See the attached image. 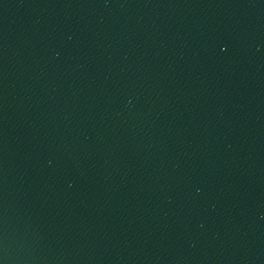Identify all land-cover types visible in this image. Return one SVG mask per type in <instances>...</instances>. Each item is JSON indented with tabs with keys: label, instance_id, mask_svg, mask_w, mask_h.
I'll return each mask as SVG.
<instances>
[{
	"label": "water",
	"instance_id": "1",
	"mask_svg": "<svg viewBox=\"0 0 264 264\" xmlns=\"http://www.w3.org/2000/svg\"><path fill=\"white\" fill-rule=\"evenodd\" d=\"M0 264H264V0H0Z\"/></svg>",
	"mask_w": 264,
	"mask_h": 264
}]
</instances>
